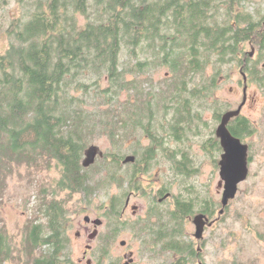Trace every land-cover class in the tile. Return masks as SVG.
Here are the masks:
<instances>
[{"label": "trees", "instance_id": "trees-1", "mask_svg": "<svg viewBox=\"0 0 264 264\" xmlns=\"http://www.w3.org/2000/svg\"><path fill=\"white\" fill-rule=\"evenodd\" d=\"M15 1L22 14L8 26L0 23L8 38L0 49V198L15 167L54 163L63 171L60 189L92 196L101 180L83 171L82 159L105 135L117 149L100 168L109 171L108 182L124 188L120 161L130 136L150 135V145L135 141L133 154L148 164L162 145L160 130L172 131L177 122L190 126L183 107L175 112L178 120L160 119L168 102H207L226 64L264 85V68L247 62L250 46L264 54V16L257 18L248 0ZM10 2L0 0V6ZM162 69L168 75L158 81L154 73ZM251 128L244 119L235 133L245 137ZM180 131L171 135L181 146L178 173L187 178L197 169ZM165 152L171 160L177 155ZM41 202L47 221L27 226L26 250L36 253L31 264H60L67 212L55 199ZM9 241L0 227V264L10 260Z\"/></svg>", "mask_w": 264, "mask_h": 264}, {"label": "rangeland", "instance_id": "rangeland-1", "mask_svg": "<svg viewBox=\"0 0 264 264\" xmlns=\"http://www.w3.org/2000/svg\"><path fill=\"white\" fill-rule=\"evenodd\" d=\"M247 7L254 12L257 18L260 15L264 16V0H248ZM22 9L21 5L15 0H11L5 7L0 6V23L8 26L14 16L22 14ZM80 21L85 22V18L80 16ZM7 45V35L2 32L0 33V49H5ZM253 48L257 50L253 45L249 47L248 52ZM255 55L254 57L249 56L250 60L247 62L250 65L257 64L260 68H263L264 54L259 53L257 50ZM244 61L246 62V59ZM213 72L214 67L210 65L207 68V73L210 75ZM166 75L168 74L165 69L154 73V77L158 81ZM189 86L192 87V85ZM244 86L240 67L226 64L220 70L218 84L209 88L207 102H211L213 105L228 103L231 106H238L244 100ZM247 100L248 103L245 105L243 113L250 120L252 127L256 128L254 133L246 138V141L251 144L249 175L245 181L240 183L236 197L225 208L223 219L208 230L206 234V239L209 241L207 249H205V264H264V85H261L258 81L249 80ZM168 104L169 111L165 118L171 120L178 104L176 101L168 102ZM208 106L210 105L207 104L205 109H208ZM87 108L92 109L93 106L91 107L89 104ZM203 115V119L208 120L212 113L209 110L205 111ZM161 116L163 118L161 114L160 119ZM202 130L201 135L208 133L207 128L203 127ZM161 132L163 131L160 130V134ZM137 134L138 137H129L126 143V154L122 153L124 157L120 161V173L123 176L130 169V166L123 163V160L126 156L135 154V141L141 140L140 146L150 144L146 133L141 130ZM196 135L198 134L193 132L189 134L188 132L185 136L186 139L183 141L184 146L191 149L192 153L190 155L193 157L195 169H197L190 176L185 178L179 173H174L171 163L167 160L166 152L160 149L164 148L166 151H170L171 148H178L179 151L180 142L173 136L168 139H161L162 145L157 146L160 151L155 157L156 160L150 163V165L152 164L150 169L142 174L143 179H139V181L143 186H147L148 180L154 175L157 177L161 174V176L169 178L171 181L174 178L176 183L173 189H175L176 194L183 196L188 195L184 191L185 185L188 186L189 183H194L198 190L197 194L209 196L211 200L220 204L218 208L221 210L223 208L222 196L224 191L218 163L221 155L205 152L201 147V136ZM91 144L99 145L104 150L105 155L107 154L106 157L109 158L104 160L99 158L90 167L83 166V171H86L87 175L91 176L96 182L101 180L102 184L90 197H85L82 192L60 189L58 183L63 171L62 167L56 163L43 168H36L27 164L15 167L13 173L8 177L5 193L0 198V227L11 241H9L11 257L6 264H31L30 262L35 257V252L31 255L26 250L29 249L27 241L29 230L27 226L47 221L41 205L44 203L41 200L45 199L50 203L55 199L62 204L67 212L68 220L73 218L76 223L71 231L74 242L77 240L76 231L80 227L79 223H84L85 215L91 214L95 217L96 211H104L105 206L109 205L114 198L119 202L122 200L125 193L124 188L114 181L108 182L106 177L109 171L106 172L101 169L106 160L112 159L109 155L115 153L117 148L113 147V143L106 135L100 136ZM122 149L125 150V147ZM84 157L85 155L83 159ZM191 195H195L193 191H191ZM148 196V193H140V195L134 197L133 202L141 206V211L147 210ZM123 201H125V198ZM187 227L190 230L193 229L191 224H188ZM125 237L126 235L121 236V238ZM117 247L120 250L121 247L119 245ZM84 250L85 246L83 245L81 249L69 251V254L77 261ZM83 264H86V260Z\"/></svg>", "mask_w": 264, "mask_h": 264}, {"label": "flooded vegetation", "instance_id": "flooded-vegetation-1", "mask_svg": "<svg viewBox=\"0 0 264 264\" xmlns=\"http://www.w3.org/2000/svg\"><path fill=\"white\" fill-rule=\"evenodd\" d=\"M256 52L255 49V52L253 54L250 52L249 56H256ZM262 67L264 68V63ZM248 88L249 77L247 76V98ZM247 101L241 102L238 106H231L228 103L213 105L211 102H176L178 104L176 112L183 107L182 109L188 113V118L190 117L189 123L191 124L185 126L177 122L174 125V130L163 129L160 138H171L174 136L171 134L175 133L176 130L178 132L182 130L186 134L193 132L198 134L196 136H201V147L205 152L222 155L224 150L221 139L217 135V129L228 111L237 110L242 105L240 113L231 117L227 126L235 137L249 145L250 152L251 144L246 141V138L248 135H252L253 129L256 128H251L250 133L246 134L245 137L235 133L243 129L244 119L251 124L243 113ZM180 104L181 107H179ZM207 104L210 105L208 109L212 115L208 120H204L203 113L209 111L205 109ZM165 117L163 116L162 119H166ZM174 119H179L176 113L172 117V120ZM203 127L208 129V133L201 135ZM147 136L151 144L152 139L150 135L147 134ZM160 149L166 151L164 148ZM171 149L172 153L180 154L178 148ZM187 149L191 154V149ZM154 151H156V155L152 159L148 158V164L143 161L139 164L136 155L134 162L124 163L130 166V169L126 171L125 193L122 200L119 202L114 198L109 205L105 206L104 211H96L95 217L91 214L85 215L84 223H79L80 227L76 231L77 240L75 242L71 236V231L76 223L73 218L68 220L67 216L65 221L66 234L61 238L64 249L58 253L60 264H83L84 260H86V264H205V249H207L209 241L206 239V234L208 230L220 223L223 219V213H220L218 207L212 210L211 198L197 194L198 190L194 183L185 185L184 191L188 194L185 196L176 194L175 189H173L176 183L174 178L171 181L161 174L157 177L156 175L152 176L148 180V185L143 186L139 179H143L142 174L148 171L152 165L150 163L156 160L155 157L160 151L159 147L156 146ZM166 156L168 157L167 153ZM175 156V159L172 155V160L169 157L167 160L171 163L174 173L178 174V157ZM99 158L103 157H97L96 162ZM191 191L194 192V196L191 195ZM140 193H148L149 195L147 210L145 211H141V206L133 202L134 197ZM124 198L125 201H123ZM198 215H202L204 222L203 231L200 235H197L195 223ZM188 224H191L193 229H188ZM124 235L126 237L121 238ZM51 245L46 244L45 246ZM83 245L85 250L82 256L75 261L69 251L81 249ZM118 245L121 247L120 250H118Z\"/></svg>", "mask_w": 264, "mask_h": 264}, {"label": "water", "instance_id": "water-1", "mask_svg": "<svg viewBox=\"0 0 264 264\" xmlns=\"http://www.w3.org/2000/svg\"><path fill=\"white\" fill-rule=\"evenodd\" d=\"M255 52V48L251 50V54ZM244 86V100H247V75L243 72ZM234 111H228L222 119L221 124L217 129V135L221 139V145L223 147V153L219 161L220 164V176L224 185V191L222 196V209L220 213L225 212V208L229 205L230 201L234 199L239 191V185L248 178L249 167V145L244 143L240 138L235 137L228 128V122L231 117L240 113V108ZM84 159L82 165L84 167H90L95 162L97 157H104L105 152L97 144H91L85 149ZM136 160L135 155H128L123 160V163L134 162ZM195 223L197 225V235H200L203 231L204 222L202 221V215L196 216Z\"/></svg>", "mask_w": 264, "mask_h": 264}, {"label": "bare ground", "instance_id": "bare-ground-1", "mask_svg": "<svg viewBox=\"0 0 264 264\" xmlns=\"http://www.w3.org/2000/svg\"><path fill=\"white\" fill-rule=\"evenodd\" d=\"M104 151V150H103Z\"/></svg>", "mask_w": 264, "mask_h": 264}]
</instances>
